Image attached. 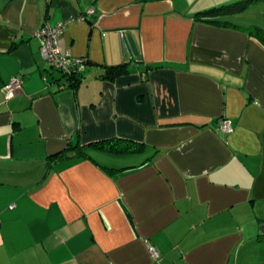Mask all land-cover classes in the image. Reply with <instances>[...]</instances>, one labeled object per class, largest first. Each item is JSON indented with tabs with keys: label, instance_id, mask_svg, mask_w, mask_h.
<instances>
[{
	"label": "crops",
	"instance_id": "obj_1",
	"mask_svg": "<svg viewBox=\"0 0 264 264\" xmlns=\"http://www.w3.org/2000/svg\"><path fill=\"white\" fill-rule=\"evenodd\" d=\"M245 1L0 0V264H264V47ZM234 5L215 18L233 27L197 16ZM44 23L88 60L76 90L40 55ZM114 139L142 150L43 165Z\"/></svg>",
	"mask_w": 264,
	"mask_h": 264
},
{
	"label": "trees",
	"instance_id": "obj_2",
	"mask_svg": "<svg viewBox=\"0 0 264 264\" xmlns=\"http://www.w3.org/2000/svg\"><path fill=\"white\" fill-rule=\"evenodd\" d=\"M260 1V0H246L243 4L244 8L246 5H251L254 4L255 2ZM242 6V5H241ZM240 7L238 5L234 6H224V7H219V8H212L210 10H207L203 13H199L197 16H202L206 17L208 19L205 20V22L217 25V26H222V27H233L228 23H223L220 20H216L215 18L219 16L226 15L228 13H232L234 11H239ZM212 18V19H209ZM247 32L254 36L259 43L264 47V31L260 28L257 27H251L247 29ZM88 63V60H86L85 67ZM104 68V73L101 75V78L104 80H109L113 81L115 78L126 75L128 73V66L127 64H122L118 66H113V67H103ZM84 70L80 72L79 74L71 75L69 77H63L66 79L65 84L68 88L76 90L78 86L80 85V82L82 81L83 75H84ZM219 123V121H218ZM219 129V128H218ZM122 141L121 139H114V140H103V141H97V142H92L87 145H75L71 147H67L66 149H63L62 151L55 153L53 155H49L48 157L45 158L44 161V166L46 168L50 167L54 162L58 161L59 159H62L64 157H76L78 159L81 158H88L86 152L89 150H95V151H101L105 152L111 155H117V154H123V153H132V152H140L142 150V146H133L130 148L128 145L122 146ZM103 170L107 173H114L117 172L118 170H114L111 168H103Z\"/></svg>",
	"mask_w": 264,
	"mask_h": 264
},
{
	"label": "built area",
	"instance_id": "obj_3",
	"mask_svg": "<svg viewBox=\"0 0 264 264\" xmlns=\"http://www.w3.org/2000/svg\"><path fill=\"white\" fill-rule=\"evenodd\" d=\"M93 11L90 9L88 15L92 14ZM84 18L80 17L79 20ZM64 25L60 23L55 27H51L49 24L44 23L41 29H39L35 36L39 41V51L42 59L50 64L51 68L59 71L65 77L79 74L85 68L86 61L84 59L75 58L70 54H63L60 45L59 38L62 35ZM122 45L125 46V41L121 35ZM22 87V81L16 78L11 79L6 85L5 90L7 93V99H10L19 91ZM218 128L224 134H230L232 132L231 123L227 120H220ZM10 208H13L11 206ZM153 252V250L151 249ZM154 253V252H153ZM154 257L157 255L154 253Z\"/></svg>",
	"mask_w": 264,
	"mask_h": 264
},
{
	"label": "rangeland",
	"instance_id": "obj_4",
	"mask_svg": "<svg viewBox=\"0 0 264 264\" xmlns=\"http://www.w3.org/2000/svg\"><path fill=\"white\" fill-rule=\"evenodd\" d=\"M246 10L243 12H245L243 15V19L244 21H248V19L250 18L249 22L252 24H257L254 26H258L257 28H260L264 31V0H260L254 3L253 5H246ZM249 7V8H248ZM239 11H234L231 13V16L234 15H239L240 13H238ZM238 13V14H237ZM253 16L255 18H253ZM252 17V18H251ZM254 22V23H253Z\"/></svg>",
	"mask_w": 264,
	"mask_h": 264
}]
</instances>
